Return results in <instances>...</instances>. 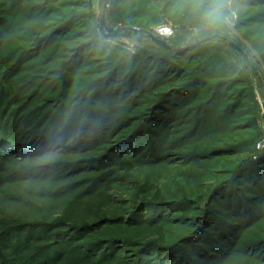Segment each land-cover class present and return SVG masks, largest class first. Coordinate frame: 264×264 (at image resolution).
Wrapping results in <instances>:
<instances>
[{
    "label": "rangeland",
    "instance_id": "rangeland-1",
    "mask_svg": "<svg viewBox=\"0 0 264 264\" xmlns=\"http://www.w3.org/2000/svg\"><path fill=\"white\" fill-rule=\"evenodd\" d=\"M244 2L235 35L189 43L173 0H0V264H264V0Z\"/></svg>",
    "mask_w": 264,
    "mask_h": 264
},
{
    "label": "clouds",
    "instance_id": "clouds-1",
    "mask_svg": "<svg viewBox=\"0 0 264 264\" xmlns=\"http://www.w3.org/2000/svg\"><path fill=\"white\" fill-rule=\"evenodd\" d=\"M246 10L244 0H173L170 13L186 18L185 40L195 43L235 35ZM161 31L165 36L175 34L171 25L161 26Z\"/></svg>",
    "mask_w": 264,
    "mask_h": 264
},
{
    "label": "water",
    "instance_id": "water-1",
    "mask_svg": "<svg viewBox=\"0 0 264 264\" xmlns=\"http://www.w3.org/2000/svg\"><path fill=\"white\" fill-rule=\"evenodd\" d=\"M100 31L101 34L104 38H110V39H114V38H118V37H134L137 35V33H132V32H105L104 31V22H103V18L100 19ZM150 38L152 40H154L156 43H158L159 45L165 46V42L164 40L155 37L153 35H149ZM238 49V48H237ZM238 51L241 53L242 57L244 58V60L246 61L248 67L250 68L252 74L256 77L258 84L260 85V81L258 78V75L256 73L255 68L253 67L252 63L250 62V60L247 58V56L245 55V53L242 52V50L238 49Z\"/></svg>",
    "mask_w": 264,
    "mask_h": 264
},
{
    "label": "built area",
    "instance_id": "built-area-1",
    "mask_svg": "<svg viewBox=\"0 0 264 264\" xmlns=\"http://www.w3.org/2000/svg\"><path fill=\"white\" fill-rule=\"evenodd\" d=\"M163 25H167V24H160V25H158V26H156V28L154 29V32H153V35L155 36V37H158V38H160V39H162V40H168V39H170L171 37H173L174 35H172V36H165V35H163L162 34V31H161V26H163ZM173 27V26H172ZM173 29H174V27H173ZM174 32H175V29H174Z\"/></svg>",
    "mask_w": 264,
    "mask_h": 264
},
{
    "label": "trees",
    "instance_id": "trees-1",
    "mask_svg": "<svg viewBox=\"0 0 264 264\" xmlns=\"http://www.w3.org/2000/svg\"><path fill=\"white\" fill-rule=\"evenodd\" d=\"M1 99V98H0ZM0 104H1V102H0ZM0 112H4V110H2L1 108H0ZM3 116V115H2ZM68 125V124H67ZM65 126V125H64ZM61 130H63L64 131V128L63 129H61ZM58 134H60V133H57L56 134V136H58ZM32 140V139H31ZM55 142H58V139H57V141H55ZM66 144V143H65ZM175 256V255H174ZM184 257V256H183ZM184 263L185 262H187V264H188V261H183Z\"/></svg>",
    "mask_w": 264,
    "mask_h": 264
}]
</instances>
